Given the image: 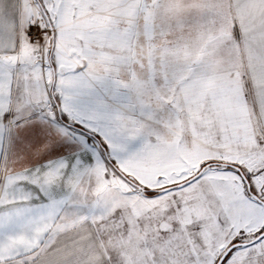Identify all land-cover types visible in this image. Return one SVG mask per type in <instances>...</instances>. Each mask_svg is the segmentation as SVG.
<instances>
[{
	"label": "snow or ice",
	"instance_id": "obj_1",
	"mask_svg": "<svg viewBox=\"0 0 264 264\" xmlns=\"http://www.w3.org/2000/svg\"><path fill=\"white\" fill-rule=\"evenodd\" d=\"M0 264H264V0H0Z\"/></svg>",
	"mask_w": 264,
	"mask_h": 264
}]
</instances>
